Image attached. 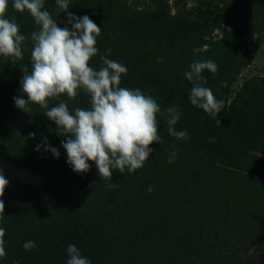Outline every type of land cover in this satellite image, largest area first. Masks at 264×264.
<instances>
[{
  "label": "trees",
  "instance_id": "obj_1",
  "mask_svg": "<svg viewBox=\"0 0 264 264\" xmlns=\"http://www.w3.org/2000/svg\"><path fill=\"white\" fill-rule=\"evenodd\" d=\"M122 1L70 0L68 12L87 15L101 27L98 53L89 66L103 67L100 56L124 65L127 72L121 75L120 87L139 88L161 105L157 120L163 143L150 145L153 153L170 157L175 145V157L193 166L186 175L172 174L161 187L173 199L198 197L203 214L216 222L213 234L205 230L206 217L201 223L170 222L159 212L153 215L139 208L123 193L127 169L113 170L112 179L105 180L95 163L88 161L87 173L74 172L62 147L65 137L44 110L32 104V113H26L15 106L14 97L27 99L20 91L21 69L31 70V34L39 26L9 0L6 18L15 19L25 41L23 59L0 56V160L42 175L44 183L40 188L20 184L5 189L0 198L5 204L0 227L5 229L6 252L0 264H66L69 244L91 264H264V80L233 95V85L252 57L221 55L214 61L216 74L202 73L207 80L201 82L203 86L224 103L213 119L191 104L193 85L184 73L209 44L207 28L228 32L216 19L209 26L204 12L197 20L173 16L165 0H151L154 10L130 15L122 10ZM45 10L59 27L68 26L67 13L59 10L56 0H45ZM196 48L201 51L194 52ZM224 49L219 45L216 51ZM61 101L70 112L91 106L83 90L75 99L63 94L51 99L49 108ZM169 107L179 108L174 127L186 130L188 139L178 140L168 133ZM45 138L47 145L59 150L58 158L45 150ZM113 183L115 187L110 186ZM235 212L245 213V220L227 219ZM221 216L226 221L223 226L218 224L224 221ZM26 241H34L36 247L25 251Z\"/></svg>",
  "mask_w": 264,
  "mask_h": 264
},
{
  "label": "clouds",
  "instance_id": "obj_2",
  "mask_svg": "<svg viewBox=\"0 0 264 264\" xmlns=\"http://www.w3.org/2000/svg\"><path fill=\"white\" fill-rule=\"evenodd\" d=\"M56 3L61 12L67 13L68 26H58L45 10V0H13V8L21 13L27 11L39 26V30L31 34L34 42L31 70L27 67L21 69L24 75L20 91L27 99L14 97L15 106L26 113H32V104L44 110V115L55 123L58 134L65 137L62 147L74 172L87 173L91 167L88 161H93L100 177L105 180L112 179L113 170L124 173L127 169L134 173L143 167L154 151L150 145L163 143L157 120L161 105L139 88L120 87L121 75L127 72L124 65L100 56L104 66L99 70L90 67V60L98 53L96 44L101 27L87 15L77 17L68 12L70 0H56ZM7 9L8 0H0V56L23 59L21 45L25 36L20 34L15 19L6 18ZM205 70L216 74L218 66L211 59L194 61L184 76L193 85L189 94L191 104L215 119L224 103L201 83L207 82L202 75ZM222 86L226 87L227 82ZM80 90L90 96V108H76L70 112L63 101L49 108L51 99L62 94L75 99ZM166 112L168 133L178 140L188 139L186 130L177 131L174 127L180 119L179 108L169 107ZM217 123L221 124V121L217 120ZM29 136L34 138L35 133H29ZM40 148L41 145L36 146L37 151ZM173 149L169 164L176 156L175 145ZM45 150L57 158L60 155L57 148L47 145L46 138ZM8 185L9 181L0 171V198ZM110 186L115 187V183ZM148 191H153L151 186ZM4 211L5 204L0 199V212ZM4 236L5 229L0 227V258L6 256ZM35 247L34 241L23 244L25 251ZM67 252L66 264H91L74 244L68 245Z\"/></svg>",
  "mask_w": 264,
  "mask_h": 264
},
{
  "label": "rangeland",
  "instance_id": "obj_3",
  "mask_svg": "<svg viewBox=\"0 0 264 264\" xmlns=\"http://www.w3.org/2000/svg\"><path fill=\"white\" fill-rule=\"evenodd\" d=\"M170 6L171 14L179 17L197 20L201 12L207 16V24L211 25V20L216 19L223 30L211 27L207 28L209 42L203 48V52L194 61L217 60L221 55L230 59L232 57L242 58L248 54L252 57L251 64L243 69L237 81L233 85V95L242 91L245 86H253L264 80V2L260 0H165ZM9 2V0H8ZM122 10L130 15L136 11L154 10L155 4L151 0H123ZM220 46H224V51H216ZM225 52V53H224ZM193 61V62H194ZM152 159L144 163L143 167L137 169L134 173L128 170L124 178L123 193L131 200L139 204V208L148 210L147 213L153 215L159 212L166 220L171 221H200L207 218L204 222L209 227L207 233L213 234L214 221L210 214H203V209L199 203V198L188 195L181 199H173V196L167 194L161 184L168 177L186 175L191 164L188 161H182L181 158H174V162L169 164V157L156 153H151ZM193 167V166H192ZM0 171L9 181L7 190H14L20 184H27L32 187L40 188L44 183V177L39 174L30 173L13 164L0 160ZM153 191L150 193L148 187ZM245 213L235 212L229 220L233 218L245 220ZM222 217V216H221ZM222 219H224L222 217ZM226 223L220 221L221 226ZM219 226V227H221ZM219 231H223L221 228ZM230 232L227 231V234Z\"/></svg>",
  "mask_w": 264,
  "mask_h": 264
}]
</instances>
